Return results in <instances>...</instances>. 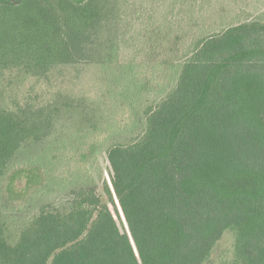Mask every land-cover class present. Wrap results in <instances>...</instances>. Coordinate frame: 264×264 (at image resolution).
<instances>
[{"label":"trees","instance_id":"obj_1","mask_svg":"<svg viewBox=\"0 0 264 264\" xmlns=\"http://www.w3.org/2000/svg\"><path fill=\"white\" fill-rule=\"evenodd\" d=\"M124 6L0 0V72L115 67ZM143 31L144 46L126 65L134 92L114 94L105 127L74 99L16 109L0 101V264H207L227 233L226 264H264L263 15L198 34L164 24ZM151 88L161 96L140 105L137 92ZM68 113L91 127L83 142L63 143L74 168L61 171L59 150L11 166L26 144H62L58 122ZM129 125L140 130L121 138ZM99 149L108 162L102 191L89 170ZM23 176L26 198L40 185L76 181L67 203L42 205L15 223L5 201L17 198Z\"/></svg>","mask_w":264,"mask_h":264},{"label":"rangeland","instance_id":"obj_2","mask_svg":"<svg viewBox=\"0 0 264 264\" xmlns=\"http://www.w3.org/2000/svg\"><path fill=\"white\" fill-rule=\"evenodd\" d=\"M258 15L264 17V0H202L197 4L183 6L172 4V0H125L121 19L122 42L117 52L115 67L81 62L56 66L47 76L40 77L18 70H6L0 72V101L5 106L16 109L27 104L34 107L45 104L61 106L64 101L74 99L75 102L84 103V108L91 111L93 120L99 121L100 124L106 122L102 126L105 127L113 115L115 116L114 99L116 96L114 94L117 91L134 92L131 79L126 77V65L140 53L139 51L144 46V28L164 24L172 26L175 32L182 31L183 34L190 35L218 30ZM128 72L130 74V69ZM161 94L151 88L144 92H137V97L141 105L158 99ZM136 116L138 117V114L131 113L130 115L131 118ZM81 121L82 118L76 113L65 114L58 122V129L64 136L62 144H52L53 141H51L50 148L43 151H41L44 148L43 143L26 144L18 151L15 162L11 166L25 165L26 162H30L31 158L33 160L39 157L44 158L59 150V154L63 157L57 161L61 165V171L67 172L69 169L67 164L70 162V167L74 168L76 166L74 153L70 154V151H66L69 150V146L66 148L63 143L76 145L86 139L85 135L91 127L85 122L84 129ZM139 128L140 126L138 128L137 126H126L124 132L121 133L123 135L121 138L128 139L134 136L140 130ZM102 151L99 149L96 152L94 164L91 163V167L89 166L90 175L97 180L100 191H102V181L108 175V162ZM71 157H73L72 160H68ZM26 180L25 176L18 178L15 183L17 198L14 200L9 197L5 201L10 207L8 211L9 214H13L15 223L26 221L42 205L67 203L71 198L69 186L76 181L71 178L63 183L40 185L32 193L30 190L26 198L20 193ZM232 243L233 235L225 234L207 264L230 262L233 258Z\"/></svg>","mask_w":264,"mask_h":264}]
</instances>
